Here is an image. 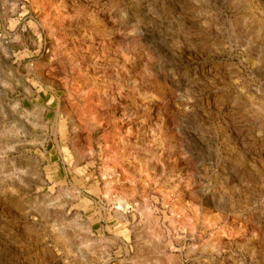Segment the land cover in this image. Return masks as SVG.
Segmentation results:
<instances>
[{
	"label": "clouds",
	"instance_id": "clouds-1",
	"mask_svg": "<svg viewBox=\"0 0 264 264\" xmlns=\"http://www.w3.org/2000/svg\"><path fill=\"white\" fill-rule=\"evenodd\" d=\"M38 4L40 15L29 16L28 6ZM4 7L0 161L6 163L0 167L10 164L9 175L40 181L38 210L55 215L51 227L59 239H70L71 230L82 249L100 246L106 253L122 239L131 250L133 232L143 227L147 243L175 252L173 241L195 223L215 230L221 218L203 207L197 215L191 192L184 191L194 185L191 169L177 180L166 163L172 151L187 158L182 127L198 117L202 98L173 86L172 80L180 83L175 68L158 69L163 61L146 46L142 23L130 19L124 0H4ZM233 83L247 98L242 118H264V99L241 77ZM72 134L83 136V153L73 148ZM249 134L264 139V127ZM46 142L55 145L47 155L41 152ZM138 151L156 161L159 172L138 159L133 170L129 155L135 159ZM252 234L258 235L255 228ZM123 251L117 247L118 255Z\"/></svg>",
	"mask_w": 264,
	"mask_h": 264
},
{
	"label": "rangeland",
	"instance_id": "rangeland-1",
	"mask_svg": "<svg viewBox=\"0 0 264 264\" xmlns=\"http://www.w3.org/2000/svg\"><path fill=\"white\" fill-rule=\"evenodd\" d=\"M124 7L131 20L142 23L146 46L161 57L158 69L175 68L180 83L172 80L173 86L202 98L198 117H190L182 127L187 158L172 151L166 163L168 176L177 180L191 169L194 185L184 191L191 192L197 215L203 207L221 223L215 230L195 223L173 241L180 249L175 252L147 243L143 227L133 232L131 250L122 239L107 245L106 253L100 246L82 249L71 230L67 241L53 232L55 215L50 210H38L44 199L36 192L40 181L9 175L8 164L0 167V264H264V139L249 134L250 128L264 127V118H242L247 98L233 83L234 77H241L250 92L264 99V0H124ZM28 8L29 16L40 15L39 4ZM7 15L0 0V18ZM4 76L0 65V79ZM69 139L75 150L84 152L82 135ZM54 147L46 142L41 152L47 155ZM154 163L147 160L148 170L159 172ZM132 165L133 170L139 167ZM19 166H24L23 159ZM117 247L124 249L119 255Z\"/></svg>",
	"mask_w": 264,
	"mask_h": 264
},
{
	"label": "bare ground",
	"instance_id": "bare-ground-1",
	"mask_svg": "<svg viewBox=\"0 0 264 264\" xmlns=\"http://www.w3.org/2000/svg\"><path fill=\"white\" fill-rule=\"evenodd\" d=\"M122 147H123V145H122ZM125 155H128V153L127 152H125ZM136 159H138V160H145L146 162H147V160H149V161H153V160H151L150 159V157H148L145 153H143V152H137L136 153V155H135V159H133V157L131 156V155H129V161H131L132 163H134L135 164V160ZM145 162V163H146ZM156 162V161H155ZM154 164H156V165H158V163H154ZM129 165V164H128ZM132 166H134V165H132ZM136 166V165H135ZM136 168V167H135ZM135 170V169H134ZM178 175H180V174H178ZM174 176V175H173ZM175 176H177V174H175ZM179 177V176H178Z\"/></svg>",
	"mask_w": 264,
	"mask_h": 264
}]
</instances>
